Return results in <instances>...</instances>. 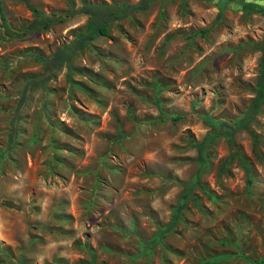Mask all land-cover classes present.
I'll use <instances>...</instances> for the list:
<instances>
[{
    "label": "rangeland",
    "instance_id": "1",
    "mask_svg": "<svg viewBox=\"0 0 264 264\" xmlns=\"http://www.w3.org/2000/svg\"><path fill=\"white\" fill-rule=\"evenodd\" d=\"M69 7L0 0V264H264V103L203 166L195 146L256 95L264 0H156L90 41L14 122L38 57L91 19Z\"/></svg>",
    "mask_w": 264,
    "mask_h": 264
},
{
    "label": "trees",
    "instance_id": "2",
    "mask_svg": "<svg viewBox=\"0 0 264 264\" xmlns=\"http://www.w3.org/2000/svg\"><path fill=\"white\" fill-rule=\"evenodd\" d=\"M69 4L70 7L66 12L65 17H72L80 10L86 12L90 15L91 19L69 43L63 45L62 47L58 48L53 54L49 56H39L38 59L44 64V71L40 75L32 76L27 79L24 88L22 90V94L20 95V99L18 105L15 110V119L21 113L23 105L27 103L29 100L30 95L33 91L38 88L46 89L48 86L49 81L54 77V73L61 70L65 65H68L72 62L74 57L77 56L79 51L84 49L90 41L95 40L99 36H108L110 33V26L114 25L117 21L122 20L130 15H132L135 11L145 10L147 9L153 2L156 0H140L139 3L135 5L129 4H122L119 6L108 7L102 5H93V4H86L83 8H80L77 11L74 8V3L70 0ZM65 17H54L47 20L46 24L44 25L45 29H48L49 26L57 19L58 21L63 20ZM264 103V48L261 57V64H260V76L258 77V81L256 84V95L249 107L246 110V115L240 119V121L236 124H227L226 129H224L221 133L218 134H208L206 138L200 142H195V146L198 151V161L201 166H203L207 162V154L206 149L207 147L214 142L219 136H225L228 141L230 142L231 146L234 145V134L237 130L243 128H248L250 123L256 119L257 110L260 106ZM180 115H175L174 119H180ZM224 125L225 123L222 122ZM13 135H16L15 129L11 131V140L14 141ZM239 157L242 160V163L246 166L245 160L239 155L238 151L232 152V157ZM188 194V193H187ZM186 194V196H187ZM184 196V200H186L189 196ZM4 205L7 207H16L20 208V205H14V203L10 200L4 201ZM183 206V205H182ZM182 206H179L178 209ZM180 217V210L174 214L173 220L170 224L163 230L160 231V236L171 232L174 227L176 226L177 221ZM223 256L230 257L229 254H224ZM221 257V258H222ZM226 258V259H227ZM260 264H263L260 262Z\"/></svg>",
    "mask_w": 264,
    "mask_h": 264
}]
</instances>
